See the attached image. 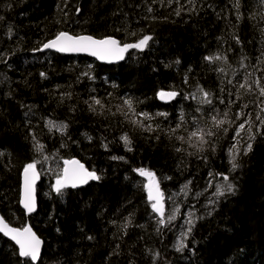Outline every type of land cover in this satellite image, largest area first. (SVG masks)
I'll return each mask as SVG.
<instances>
[{
	"label": "trees",
	"instance_id": "1",
	"mask_svg": "<svg viewBox=\"0 0 264 264\" xmlns=\"http://www.w3.org/2000/svg\"><path fill=\"white\" fill-rule=\"evenodd\" d=\"M234 3L0 0V214L13 227L30 224L44 241L37 264H264V125L256 119L264 120V97L253 84L259 78L264 87V2L240 0L239 20ZM62 31L113 36L121 43L143 35L153 39L143 50H131L120 64L40 51ZM209 55L226 59L209 62ZM245 78L251 91L239 87ZM200 88L210 94L219 115L199 103ZM161 91L179 95L166 103ZM125 97L133 100L136 113L166 112L168 118L144 120L152 131L133 124L137 117L124 115ZM243 104L248 105L245 115L251 113L252 140L248 124L234 136L244 122V117L234 120ZM225 111L233 121L222 126L226 134L217 131L196 147L175 138L187 140L193 117L207 129L212 127L209 115L223 119ZM181 112L186 126L169 135ZM50 120L66 124L64 133L58 127L50 130ZM125 134L130 145L121 140ZM248 143L252 148L245 154ZM234 144L238 167L232 169ZM73 158L100 179L57 194L63 162ZM33 162L39 163L41 180L37 211L28 216L20 205L21 175ZM49 164L55 168L48 170ZM136 169L155 173L165 210L173 207L167 199L180 195L178 221L159 223L146 177ZM217 173L228 176L225 182L233 192L212 195L216 184L224 182ZM185 208L196 216L186 246L178 251ZM0 264L35 263L20 257L0 234Z\"/></svg>",
	"mask_w": 264,
	"mask_h": 264
},
{
	"label": "snow or ice",
	"instance_id": "2",
	"mask_svg": "<svg viewBox=\"0 0 264 264\" xmlns=\"http://www.w3.org/2000/svg\"><path fill=\"white\" fill-rule=\"evenodd\" d=\"M171 2V0H170ZM191 2V0H189ZM264 2V0H262ZM234 8L237 9V20L242 18V14L239 12L240 8V0H235V3L233 5ZM79 11V10H78ZM148 11L151 12L152 9L148 8ZM176 15H180V11L176 10ZM0 19H3V17H0ZM130 35L136 36V32H132ZM153 37L151 35H143L140 37L136 42L134 43H121L120 40L115 39L114 37H105L102 39H96L93 36L90 35H70L68 32H59L54 39L48 41L43 45L44 49H55L57 52H86L89 53L92 56H95L101 60H108L109 62H112L113 60H123L124 54L128 52L130 49H137V50H143L145 47L148 46L149 41H151ZM237 42L239 43V37H236ZM226 59V57H221L220 55H209L205 57V60L209 62ZM179 63V61H177ZM243 66V65H242ZM223 71V69H221ZM86 74V73H85ZM42 77L46 78L45 73H40ZM187 82V81H185ZM253 84L256 85L257 88H259V95L264 97V87L260 86V80L259 78L253 81ZM239 87L245 88L249 91L252 90V85L247 83V78H245V82L240 84ZM197 91L202 93L203 99L199 101L201 104H208L209 109L208 112H216L217 115H219V110L212 104V100L209 99V93L206 91H203L202 88L197 89ZM160 99H174L177 95H179L178 92L170 91V92H164L161 91L158 93ZM192 97L195 99V94H192ZM188 97L185 96L184 99H187ZM94 103L96 105H101V101L99 99H96L93 97ZM123 105L126 108V111H124V115L127 117L129 114L137 117V119L132 120L131 122L133 124H138L140 127L146 128L148 131H152L153 127L151 124H144V120H153L156 117H164L165 119L168 118V113L166 112H157L154 115L150 114L146 111H141L140 113H136L135 108L133 106V100L131 98H122ZM139 103H143V101H138ZM223 103V101H220ZM87 103V102H86ZM91 107V105H90ZM103 107V105H101ZM247 104L241 105L240 111H238L235 116V119H240L241 117H244V122L240 123L237 127L239 130L235 131L234 136L238 137L240 135V131L245 129V124H248L247 132L249 133L248 139L252 140L255 136V133H252V119H251V113H248L245 115L243 109L247 108ZM93 110H95L93 108ZM120 110V109H118ZM197 112H200L201 109L197 108ZM261 111H264V108L261 109ZM203 114V113H202ZM217 115H209V119L211 121L212 127L210 128H203L199 126L198 120L196 117L192 118V127L193 130L188 133V138L185 140V137L183 135L176 136L175 138L179 141L188 143L192 147H196L197 145H204L208 143L207 137H215L217 135V131L222 130L224 134L227 133L228 128H222L223 125L229 124L231 125L233 121H230L227 119L228 111L224 112V118L223 119H217ZM142 117L143 119H140ZM257 120L261 121V124L264 125V120L261 119L259 115L256 116ZM183 125L186 126V122L184 121V115L183 112H181L179 117V122L176 124L174 128L169 129V135H175V132ZM49 129L53 128H59V131L61 134L64 133L65 129L67 128L66 124H61L57 126L53 121L48 122ZM159 125H157L158 127ZM159 137H157L158 139ZM121 140L124 142L125 145H130L131 140L127 136V134L123 135L121 137ZM195 141V144L193 143ZM106 147V146H105ZM252 148L251 143H248L245 149V154H247L248 151H250ZM37 151L43 150V145H38L36 148ZM131 151V148L128 149ZM202 150V148H201ZM177 152L181 151L180 148L176 149ZM238 152L237 146L234 144L232 149L230 150L231 155V167L232 169H235L238 167V164L236 161V154ZM2 155V153H0ZM112 159H124L123 157H112ZM36 163H29L26 165L24 169V192H23V206L27 211L30 213L35 210V189H34V183L35 179L38 178V173L35 171L36 169ZM65 165H69L71 167H65L63 169L64 175L62 178L57 179L55 191L57 194L62 193V189L66 187H77L78 184L87 183L88 180H99L100 177L96 175L95 171L89 172L87 169L84 168L82 164L79 163V161L76 160H69L65 161ZM135 171L139 172L141 176H147L149 178V185H148V191H149V199L155 201L152 204V209L155 212H158L161 216V219L159 220L160 224H164L165 220L163 219L164 211H163V205L161 203V197L162 193L159 191L158 183L155 181V173L145 170V169H136ZM29 173H31V176H29ZM217 175L223 176L224 181L228 180V176L224 175L223 173H217ZM190 183V182H189ZM185 188H187V185H185ZM225 189L227 192L231 193L233 192L234 188L231 183H228L227 185H220L217 188V192L215 193L217 196H223L225 195ZM155 192V194H154ZM178 211V210H175ZM191 215V214H189ZM175 219V215H172L169 217V222ZM130 222V221H129ZM189 224H191V221L189 220ZM188 231H191V228L189 227ZM0 233H3L5 236H8L11 238V240L15 241V244L19 246L18 249V255L23 258H27L28 261L34 262L37 261L40 257V249L42 241L39 239V237L36 236V234L32 231L30 227H25L23 229L20 228H12L9 226V224L4 220L2 216H0ZM89 240L93 239V237L89 236ZM186 245L183 244V242L180 243V245L177 246V250H182L183 247ZM156 255H159L158 253Z\"/></svg>",
	"mask_w": 264,
	"mask_h": 264
},
{
	"label": "water",
	"instance_id": "3",
	"mask_svg": "<svg viewBox=\"0 0 264 264\" xmlns=\"http://www.w3.org/2000/svg\"><path fill=\"white\" fill-rule=\"evenodd\" d=\"M70 34V33H69ZM70 35H72V34H70ZM81 35H90V34H81ZM90 36H93V35H90ZM94 38H96V39H102V38H98V37H95V36H93ZM107 37H113V36H107ZM105 38V37H104ZM115 38V37H114ZM54 39V38H53ZM115 39H117V38H115ZM52 40V39H51ZM118 40V39H117ZM50 41V40H49ZM48 42V41H47ZM46 42V43H47ZM45 44V43H44ZM43 44V45H44ZM43 45H42V47L40 48V51L41 52H47V51H51V52H54V53H57V54H61V55H70V56H88V57H91V58H93L94 60H96V61H98V62H100V63H105V64H120V63H122V62H124L125 60H126V58H127V55L129 54V52L131 51V50H133V49H130L128 52H126L125 54H124V59L123 60H113L112 62H109L108 60H101V59H99V58H97V57H95V56H92V55H90L89 53H86V52H57L55 49H44L43 48ZM162 102H166V103H169L171 100H168V99H160ZM69 160H76V161H79V163L80 164H82L83 166H84V168L85 169H87L86 168V166H85V164L84 163H82L79 159H77V158H73V159H67V160H65V161H69ZM65 161L63 162V169L65 168V167H71V166H69V165H65ZM63 169H62V174H61V178L63 177V175H64V172H63ZM88 170V169H87ZM35 171L38 173V178H36L35 179V183H34V189H35V210L34 211H32V212H28L27 211V209H25L24 208V206H23V203H22V201H23V192H24V179H25V177H24V170H23V172H22V175H21V197H20V205H21V207H22V209L25 211V213H26V215H28V216H31V215H33L36 211H37V207H38V199H37V187H38V184H39V182H40V180H41V173H40V171H39V169H38V166L36 165V169H35ZM89 171V170H88ZM89 172H91V171H89ZM97 175V174H96ZM29 176H31V173H29ZM91 181H95V180H88V182L87 183H83V184H78V186L77 187H75V188H73V187H71V186H69V187H66V188H72V189H80V188H83V187H85L86 185H88ZM148 188V187H147ZM160 191V190H159ZM160 193H162L161 191H160ZM154 194H155V192H154ZM151 201H153V200H151ZM155 202V201H154ZM161 203H162V205H163V211H164V213H165V209H164V207H165V205H164V198H163V194H162V197H161ZM156 214H157V216H158V218H160L161 219V216H160V214L158 213V212H155ZM0 216H2L1 214H0ZM3 217V216H2ZM4 218V217H3ZM163 219H164V216H163ZM5 220V219H4ZM6 221V220H5ZM7 222V221H6ZM8 223V222H7ZM9 224V223H8ZM9 226L10 227H12V228H16V227H13V226H11L10 224H9ZM25 227H30L31 229H32V231L35 233V231L33 230V228L31 227V225L30 224H27ZM24 227V228H25ZM21 229H23V228H21ZM3 237H5L6 239H8L9 241H11L18 249H19V246L18 245H16L15 244V241H13V240H11V238L10 237H8V236H5L3 233H0ZM36 234V233H35ZM36 236L37 237H39L37 234H36ZM39 239L42 241V244H41V249H40V257H39V259L41 258V255L43 254V250H44V241L39 237ZM39 259L37 260V261H34L33 263H35V264H37L38 263V261H39Z\"/></svg>",
	"mask_w": 264,
	"mask_h": 264
},
{
	"label": "rangeland",
	"instance_id": "4",
	"mask_svg": "<svg viewBox=\"0 0 264 264\" xmlns=\"http://www.w3.org/2000/svg\"><path fill=\"white\" fill-rule=\"evenodd\" d=\"M38 164L39 163H36L37 166H38ZM54 168H55V165H52V166L50 164L48 165V170H52ZM61 174H62V172H61ZM145 177H146V185H149V183H150L149 178L147 176H145ZM59 178H61V176ZM220 185H226V182L224 181V182H220V183L216 184L214 192L212 193V195L216 196L215 193L217 192V188ZM179 197H180V195L176 194V195H172L171 197H169L167 199V200H169V202H171L173 204V207L171 208L170 211H168L167 209L165 210V213H164L165 223L164 224L170 225L173 222L178 221L179 216L182 212V206L179 204V201H178ZM164 202L166 203V198H165ZM175 210H178V211H175ZM182 214H183L182 218L179 221V231H178V235H177L178 245H180L181 242L185 243V240L189 234L188 229H189V227L191 228V225H192V223L195 219V216H196V213L191 208H185V210L183 211ZM189 214H191V215H189ZM172 215H175V219H172L169 222V217ZM189 220L191 221V224H189Z\"/></svg>",
	"mask_w": 264,
	"mask_h": 264
}]
</instances>
